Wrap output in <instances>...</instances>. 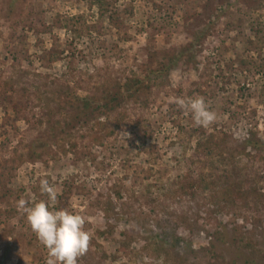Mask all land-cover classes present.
Segmentation results:
<instances>
[{
  "label": "rangeland",
  "instance_id": "374dc122",
  "mask_svg": "<svg viewBox=\"0 0 264 264\" xmlns=\"http://www.w3.org/2000/svg\"><path fill=\"white\" fill-rule=\"evenodd\" d=\"M42 179L77 264H264V0H0V264H46Z\"/></svg>",
  "mask_w": 264,
  "mask_h": 264
},
{
  "label": "clouds",
  "instance_id": "9594fccd",
  "mask_svg": "<svg viewBox=\"0 0 264 264\" xmlns=\"http://www.w3.org/2000/svg\"><path fill=\"white\" fill-rule=\"evenodd\" d=\"M181 108H186L197 126H207L215 120L202 97L177 100ZM41 191L48 195L47 201L26 206L21 198L17 202L18 210L26 213L27 220L39 241L47 248L46 264H77V258L85 254L89 247L90 236L83 229L85 218L67 210H52L51 201L57 194L47 179L40 181Z\"/></svg>",
  "mask_w": 264,
  "mask_h": 264
},
{
  "label": "trees",
  "instance_id": "16d2710c",
  "mask_svg": "<svg viewBox=\"0 0 264 264\" xmlns=\"http://www.w3.org/2000/svg\"><path fill=\"white\" fill-rule=\"evenodd\" d=\"M96 5H101L102 2H104L105 0H92ZM251 144H253V146H255L256 148L261 147V141L258 139L256 141L251 142Z\"/></svg>",
  "mask_w": 264,
  "mask_h": 264
}]
</instances>
